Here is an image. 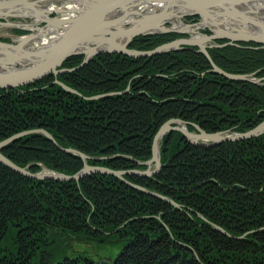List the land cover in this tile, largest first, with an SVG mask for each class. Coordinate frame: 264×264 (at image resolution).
<instances>
[{"label":"trees","instance_id":"obj_1","mask_svg":"<svg viewBox=\"0 0 264 264\" xmlns=\"http://www.w3.org/2000/svg\"><path fill=\"white\" fill-rule=\"evenodd\" d=\"M180 37L139 36L128 47L147 51ZM216 43L207 52L218 68L264 78L259 44ZM82 60L72 56L61 68ZM211 70L194 46L146 58L96 55L69 73L0 89V141L43 129L60 147L89 156L88 165L144 170L155 134L170 119L207 133H243L264 120V84L229 80ZM55 80L84 97L123 93L85 100ZM159 149L162 167L156 175L124 179L180 208L111 175L35 180L0 164V264H97L100 257L73 250V239L95 243L108 264H264V134L200 147L173 131ZM2 154L32 173L42 166L66 175L83 168L78 156L40 134L21 137Z\"/></svg>","mask_w":264,"mask_h":264},{"label":"water","instance_id":"obj_2","mask_svg":"<svg viewBox=\"0 0 264 264\" xmlns=\"http://www.w3.org/2000/svg\"><path fill=\"white\" fill-rule=\"evenodd\" d=\"M45 1L50 0H0V26L16 27L33 32L25 36H18L20 39H17L16 43L0 41V89L8 90L23 87L50 73L55 76L69 73L85 66L93 57L100 54H121L131 58H146L190 46L197 47L198 51L208 58L212 72L229 80L256 85L264 84V78H256L252 74L238 75L223 71L211 61L207 52L208 48L220 46L215 44V41L221 39L227 41L223 45L256 43L264 48V20L255 16L261 13V10L264 11V0H80L79 5L70 11H65L59 7L50 9L40 4ZM148 5H157L159 9L153 12H142L141 9ZM175 7L188 11L184 13L181 19L186 16L199 17L197 23L183 24L185 27H195L199 30L205 27L209 29L210 34L196 31L198 36L197 39H194L191 37V33L184 29L175 30L173 27L165 25L171 21V11ZM263 11L262 13H264ZM52 14H54L53 17H51ZM66 14L71 16L64 17ZM134 16L137 18L128 21L129 17L133 18ZM11 18H29L33 20V23L22 25L5 23L7 19ZM181 19L180 22L182 23ZM32 24H42V27L31 28ZM227 24L232 26L227 29L225 27ZM50 30L57 32L53 34L51 39H46ZM165 33L189 36L161 44L147 51H138L128 47L136 37ZM41 37L46 39L43 45L34 48L27 46L31 41ZM72 56H83V60L72 69L61 68L64 61ZM54 82L68 93L78 95L85 100H96L123 93L84 97L60 81L55 80ZM194 128L195 131H189L187 123L180 119H170L165 122L153 138L151 158L141 163L146 166L145 170L121 171L103 166L88 165L89 156L75 149L60 147L52 135L43 129L23 131L0 141V164L22 176L35 180L77 182L91 174L111 175L129 187L165 200L175 208H180V205L173 200L130 183L124 179V175H156L162 167L159 142L167 133L179 132L188 143L207 147L259 137L264 134V120L243 133L228 130L207 133L196 125ZM30 134L43 135L63 152L78 156L83 162V168L73 175L57 173L45 167L40 172L32 173L27 167L17 166L1 153L10 143ZM211 225L218 232L231 237L221 227ZM100 264H108V262L101 260Z\"/></svg>","mask_w":264,"mask_h":264},{"label":"rangeland","instance_id":"obj_3","mask_svg":"<svg viewBox=\"0 0 264 264\" xmlns=\"http://www.w3.org/2000/svg\"><path fill=\"white\" fill-rule=\"evenodd\" d=\"M40 4L41 5H45L47 7H49L50 5H54V6L61 5L60 2H57L55 0L45 1V2H42ZM145 12H147V11H145ZM53 16H54V14L51 15V17H53ZM188 17H190V16H186V17H183L181 19L183 24H192V23H197L199 21V17L198 16H196V17H198L197 21H192L190 19H187ZM192 17H194V16H192ZM136 18H137V16L133 17V19H136ZM173 22L174 21H169L165 25L173 27L174 26ZM5 23H11V24L12 23H16V24L17 23H21L20 25H22V24H26V23L27 24H31V23H33V20H31L29 18H13V19L11 18V19H7V22H5ZM35 27H42V24H36ZM18 30L22 31V32H18ZM203 30H207L210 33L209 29H207L205 27H204V29H201L200 32H203ZM30 33H33V32H30V31L25 30V29H18L16 27H6V28L0 29V40L3 41V42H8V43H12V42L16 43L17 42L16 39L15 38H10V36H13V37L14 36H25V35H28ZM188 36L189 35H181L182 38L183 37H188ZM33 41H35V42L34 43L30 42L31 44L29 43L27 45V46H29V48L37 47V45L40 46V43L36 42L37 39H35ZM216 41H215V44H217ZM41 45H43V44H41ZM70 244L72 245L73 250H75L76 252H81V251L82 252H87L89 256H92V257H94L96 259L98 257H100L102 259L107 258L106 255H104L103 249L98 248L95 243H85L84 244L82 242H79V241L73 239V240L70 241ZM97 255H99V256H97Z\"/></svg>","mask_w":264,"mask_h":264},{"label":"bare ground","instance_id":"obj_4","mask_svg":"<svg viewBox=\"0 0 264 264\" xmlns=\"http://www.w3.org/2000/svg\"><path fill=\"white\" fill-rule=\"evenodd\" d=\"M57 2H60L61 5L59 6H54V5H50L49 8L50 9H54V8H62L64 9L65 11H70L72 10L73 8H75L76 6L79 5L80 3V0H55ZM159 9V7L157 5L153 6V5H148L147 7L143 8V10L147 11V12H153L155 10ZM255 9V8H253ZM263 10H261V13L255 15L257 16L258 19L260 20H264V13H262ZM188 11L186 10H183L181 8H173L172 11H171V18L170 20L171 21H174L173 24V29L177 30V29H184L186 30L187 32L191 33V37L194 38V39H197V34H196V31H198L199 28H195V27H185L181 22H180V19L181 17L184 15V13H186ZM264 12V11H263ZM71 15L70 14H66L64 15V17H70ZM173 16V17H172ZM131 19H133L132 17H129L128 21H130ZM21 24V23H20ZM230 26H232L231 24H227L225 27L227 29L230 28ZM242 26V25H241ZM7 26H0V29L2 28H6ZM31 28H35V25L32 24L31 25ZM57 31H54V30H50L49 31V34L46 36V39H51L53 37V34H55ZM22 39V38H21ZM45 37H41L40 39H37V43H40L43 44L45 41H46ZM32 43H34L35 41H31ZM31 44V43H30ZM38 46V45H37ZM34 48V47H32Z\"/></svg>","mask_w":264,"mask_h":264}]
</instances>
